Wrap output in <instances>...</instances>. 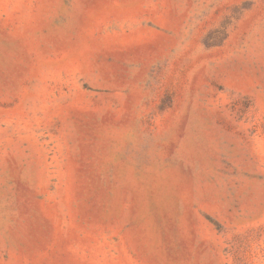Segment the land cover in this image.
<instances>
[{"label":"rangeland","instance_id":"374dc122","mask_svg":"<svg viewBox=\"0 0 264 264\" xmlns=\"http://www.w3.org/2000/svg\"><path fill=\"white\" fill-rule=\"evenodd\" d=\"M0 264H264V0H0Z\"/></svg>","mask_w":264,"mask_h":264}]
</instances>
